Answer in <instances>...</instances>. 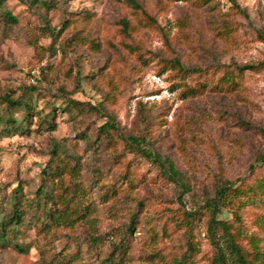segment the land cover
Wrapping results in <instances>:
<instances>
[{"label":"rangeland","instance_id":"1","mask_svg":"<svg viewBox=\"0 0 264 264\" xmlns=\"http://www.w3.org/2000/svg\"><path fill=\"white\" fill-rule=\"evenodd\" d=\"M134 2L0 0V112L32 105L26 128L0 121V209L32 203L0 264H240L204 208L222 182H264V69L215 85L264 63V0ZM55 145L66 166L46 176ZM217 219L264 264V200Z\"/></svg>","mask_w":264,"mask_h":264},{"label":"trees","instance_id":"2","mask_svg":"<svg viewBox=\"0 0 264 264\" xmlns=\"http://www.w3.org/2000/svg\"><path fill=\"white\" fill-rule=\"evenodd\" d=\"M232 4L239 9V6L236 2V0H231ZM129 4L134 9H139L138 5L134 2V0H128ZM122 29L126 30L127 23L125 21H122L121 23ZM177 70L182 73L184 76L188 75H201L203 73L202 70L197 69H184L180 65L175 66ZM264 69V63H257L254 65H245V66H236L235 70L231 71H225V73L222 75L221 79L219 80V83L215 85L216 88L221 87L223 84H227L229 87L236 86L237 83L235 81L236 78H239L242 73L245 71H260ZM205 89V85L201 84L200 86L197 85L192 88H187L185 90L186 96H196L202 93V90ZM2 104L6 105L5 108V114L0 112V121L5 124V133H12L17 130H22L26 128V126L29 124L28 121V115L31 111V104L27 101H22V99H13L12 97L4 96L2 99ZM24 109L25 115L20 118L16 119L12 115V111L15 109ZM44 122L47 125V128H49L50 131H54L56 129V126L52 121L44 118ZM107 131H104L106 133ZM138 142L137 140H134ZM59 146L55 145L51 151L50 155V170L48 173H46V169H44L42 172L44 175H61L63 173V170L66 166V163L63 161L62 157L60 156L59 152ZM154 160H158L154 158ZM62 164V165H60ZM167 171L169 174L176 176V172L174 171L173 165L171 163L167 164ZM38 197H46L49 199L51 198V195L47 193L45 187H40L38 189ZM52 201V199H50ZM264 200V182H256L252 186H245V185H238L235 186L232 182H222L220 183L214 193L213 198L206 201L205 204V210L209 214V228L213 229L215 227H218L221 229L224 233L228 234L225 239V245L227 246V249L229 250L230 254L234 256V259L240 263V264H252L251 262H248L240 249V247L237 245V243L230 237L228 233V226L226 222H223L221 220L217 219V216L219 214H222L224 210H227V212H231L236 219L239 220V210L246 205L256 203V202H262ZM53 202V201H52ZM27 204V203H26ZM25 203H22L18 196L12 195L9 197V199L6 201V203L1 207L0 209V243L4 244L6 240V236L8 232L16 231L17 227L21 226L23 224L24 217L26 215V210L23 208H30L31 204L26 205ZM28 206V207H27ZM36 206L38 208H43V213L46 211L45 206L40 207L41 205L39 203H36ZM50 218H52V214L50 213ZM131 222L133 223L134 220L131 219ZM178 264H189V261L187 259L181 260L178 262ZM214 264H225L224 263V256L221 252L218 253V255L215 258Z\"/></svg>","mask_w":264,"mask_h":264}]
</instances>
